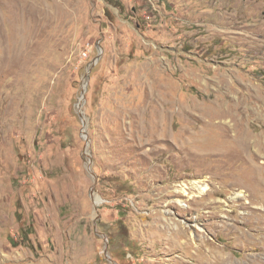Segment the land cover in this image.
I'll return each instance as SVG.
<instances>
[{
    "label": "rangeland",
    "instance_id": "obj_1",
    "mask_svg": "<svg viewBox=\"0 0 264 264\" xmlns=\"http://www.w3.org/2000/svg\"><path fill=\"white\" fill-rule=\"evenodd\" d=\"M263 229L264 0H0V264H264Z\"/></svg>",
    "mask_w": 264,
    "mask_h": 264
},
{
    "label": "water",
    "instance_id": "obj_2",
    "mask_svg": "<svg viewBox=\"0 0 264 264\" xmlns=\"http://www.w3.org/2000/svg\"><path fill=\"white\" fill-rule=\"evenodd\" d=\"M97 47H98L99 53H101V45L99 43V40L97 41ZM85 89H86V84H84L83 87H82V90H81L82 95H81V97L79 99V102L77 103V106H78L79 114H80V117H81L82 123H83L82 136L87 141L88 138H87V134H86V130H85V128H86V121H85V117L83 115V110H82V100H83V96H84V93H85ZM87 156L90 159L89 152H87ZM93 201H94V206H95V210H96L97 209V205L99 204V202L101 201V199H100V197L98 195H94Z\"/></svg>",
    "mask_w": 264,
    "mask_h": 264
},
{
    "label": "bare ground",
    "instance_id": "obj_3",
    "mask_svg": "<svg viewBox=\"0 0 264 264\" xmlns=\"http://www.w3.org/2000/svg\"><path fill=\"white\" fill-rule=\"evenodd\" d=\"M197 189H198V191H199V193H198L197 196H200L201 194H203V193L206 192V190L208 189V186H201V185H198V186H197ZM236 194H237V195H236L235 198H241V197H243L244 195H246V194H245V191L242 190V189H240ZM232 198H233V197H232ZM243 204H244V203H243ZM182 205H183V204H182ZM258 229H260V228H258ZM257 231H259V230H257ZM263 231H264V229H263ZM255 253H256V252H255ZM262 256H263V255H262ZM259 257H260V256H259ZM248 261H249L250 263H253V262L256 261V258H255V256H254V254H249Z\"/></svg>",
    "mask_w": 264,
    "mask_h": 264
}]
</instances>
